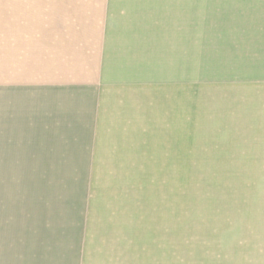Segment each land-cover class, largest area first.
I'll use <instances>...</instances> for the list:
<instances>
[{
	"label": "rangeland",
	"instance_id": "1",
	"mask_svg": "<svg viewBox=\"0 0 264 264\" xmlns=\"http://www.w3.org/2000/svg\"><path fill=\"white\" fill-rule=\"evenodd\" d=\"M255 44L264 0H0V264L58 197L116 264H264Z\"/></svg>",
	"mask_w": 264,
	"mask_h": 264
},
{
	"label": "crops",
	"instance_id": "2",
	"mask_svg": "<svg viewBox=\"0 0 264 264\" xmlns=\"http://www.w3.org/2000/svg\"><path fill=\"white\" fill-rule=\"evenodd\" d=\"M79 41L83 42V39H79L76 44L72 43L71 45L62 42L61 45L65 47V59L68 60L70 58L68 56H71V50L75 52L73 47L77 48L76 53L79 52L80 46L83 45ZM255 46L259 48V52L264 53L260 49V44H255ZM67 65L73 67L74 63L70 61ZM63 194L60 193V195ZM66 201L62 197H58L55 198V204L46 203L45 214L43 212V216L34 223L32 229L26 230L28 238L26 239L28 240L27 249L26 247L23 249L22 243H20L18 253L24 250H32L33 256H37L34 253L40 251L41 255L39 256L40 258L28 260L29 263L28 261L22 263L116 264L114 263L116 256L109 258L110 255L107 254L108 252L102 254V249L105 247L114 252L113 249L116 243L118 245L121 242L118 241V230L112 236L106 235V232L101 231L100 228L96 230L95 227H98L97 220H91L89 211L85 210L84 213L81 212V216L78 209H70V202L68 203ZM38 224L40 228H38ZM128 241H130L129 238L125 240V242Z\"/></svg>",
	"mask_w": 264,
	"mask_h": 264
}]
</instances>
